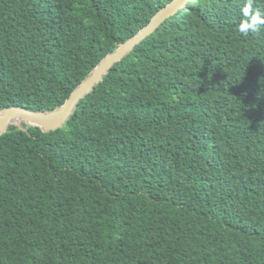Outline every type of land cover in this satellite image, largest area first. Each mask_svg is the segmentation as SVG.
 <instances>
[{
    "label": "trees",
    "instance_id": "obj_1",
    "mask_svg": "<svg viewBox=\"0 0 264 264\" xmlns=\"http://www.w3.org/2000/svg\"><path fill=\"white\" fill-rule=\"evenodd\" d=\"M172 0H0V110L58 108ZM189 0L58 128L0 133V264H264V32ZM264 10V0H254Z\"/></svg>",
    "mask_w": 264,
    "mask_h": 264
},
{
    "label": "water",
    "instance_id": "obj_2",
    "mask_svg": "<svg viewBox=\"0 0 264 264\" xmlns=\"http://www.w3.org/2000/svg\"><path fill=\"white\" fill-rule=\"evenodd\" d=\"M189 0H172L167 5L160 8L134 35L123 41L113 51L107 53L99 63L90 71V73L73 89L64 102L53 110L41 111L32 110L22 106H10L0 110V133L8 127L9 124L21 125L12 122L14 117H21L28 124L40 126L43 130H51L60 127L73 112L79 100L89 92L103 75L115 63L121 60L125 54L136 44L149 35L167 16L174 13Z\"/></svg>",
    "mask_w": 264,
    "mask_h": 264
},
{
    "label": "clouds",
    "instance_id": "obj_3",
    "mask_svg": "<svg viewBox=\"0 0 264 264\" xmlns=\"http://www.w3.org/2000/svg\"><path fill=\"white\" fill-rule=\"evenodd\" d=\"M254 0H245L240 10L241 22L237 31L244 36L264 32V10H258L253 6Z\"/></svg>",
    "mask_w": 264,
    "mask_h": 264
},
{
    "label": "bare ground",
    "instance_id": "obj_4",
    "mask_svg": "<svg viewBox=\"0 0 264 264\" xmlns=\"http://www.w3.org/2000/svg\"><path fill=\"white\" fill-rule=\"evenodd\" d=\"M11 121H12V122H17V123H20V124H21V123L24 122L25 120H24L23 118L17 116V117H14Z\"/></svg>",
    "mask_w": 264,
    "mask_h": 264
}]
</instances>
